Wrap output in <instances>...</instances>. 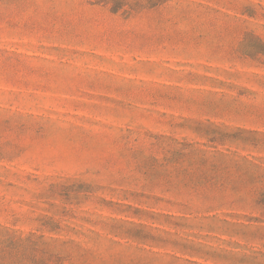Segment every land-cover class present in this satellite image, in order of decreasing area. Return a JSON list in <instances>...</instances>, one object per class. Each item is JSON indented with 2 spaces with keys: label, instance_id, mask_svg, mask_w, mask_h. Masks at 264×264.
Masks as SVG:
<instances>
[{
  "label": "rangeland",
  "instance_id": "obj_1",
  "mask_svg": "<svg viewBox=\"0 0 264 264\" xmlns=\"http://www.w3.org/2000/svg\"><path fill=\"white\" fill-rule=\"evenodd\" d=\"M0 264H264V0H0Z\"/></svg>",
  "mask_w": 264,
  "mask_h": 264
}]
</instances>
